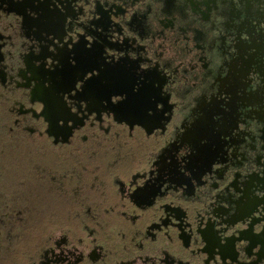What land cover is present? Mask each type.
<instances>
[{
	"label": "flooded vegetation",
	"instance_id": "1",
	"mask_svg": "<svg viewBox=\"0 0 264 264\" xmlns=\"http://www.w3.org/2000/svg\"><path fill=\"white\" fill-rule=\"evenodd\" d=\"M148 2L139 15L147 12ZM133 7L128 4L124 10L125 0H100L97 12L103 29L94 45L97 50L111 46L116 55L132 53L130 60H151L167 69L159 99L162 115L150 129L142 123L133 126L125 113L124 119H112L113 113L93 125L89 119L95 114H90L67 137L47 131L41 135L47 120L22 95L28 91L25 77L17 82L5 71L17 91L0 102V264H47L50 243L71 256L67 244L77 236L87 242V264H152L161 258L166 264H187L193 257L198 262L215 259L216 264H264L259 206L264 202V0H239V7L235 0H171L169 11H159L156 32L139 40L121 31V26L128 28L123 18ZM79 11L82 7L74 10L71 3L69 12ZM181 21L190 25L191 39L181 30ZM161 30L164 35L158 34ZM189 45L191 51L186 50ZM52 47L46 34L38 41L26 40L23 63L14 71L8 67L19 75L22 66L31 67V59ZM0 50L9 59L3 43ZM212 110L227 114L213 134L208 116ZM200 113L204 117L197 120ZM204 134H212L207 146L195 149L191 158L181 155L190 138ZM162 155L171 163L162 167ZM141 170L153 183L148 198L137 203L126 193L135 186L133 181L147 182ZM213 188L225 189L217 202L210 201L221 216L210 219L216 229L206 234L209 254L193 246L183 248L186 256L180 258L170 250L169 235L158 247V220L170 222L165 211L173 207L184 217L185 201L178 198L211 196ZM222 199L229 204L222 206ZM237 220L241 222L230 229ZM220 230L228 231L222 235ZM234 230L250 242L237 245ZM223 236H228L222 243L227 247L225 263L217 260L214 248ZM156 247L159 253L153 256ZM226 255L232 260H225Z\"/></svg>",
	"mask_w": 264,
	"mask_h": 264
},
{
	"label": "snow or ice",
	"instance_id": "2",
	"mask_svg": "<svg viewBox=\"0 0 264 264\" xmlns=\"http://www.w3.org/2000/svg\"><path fill=\"white\" fill-rule=\"evenodd\" d=\"M144 2L145 0H125L124 10H127L128 4L134 6L131 13L123 18V23L127 24L128 28L121 26V31L126 37L139 40V37L146 36L149 31L156 32L159 27L157 24L159 11L170 10L168 6L171 0H149L147 12L141 16L139 13ZM235 2L239 7V0H235ZM64 3L65 0L64 2L62 0H46V4L54 10L56 26L53 32L60 29L59 40L49 37V43L55 47L48 48L42 56H37L35 60L31 59V67L29 63L27 66H22L19 75H16L8 67L13 61L6 57L3 50H0V61L3 62L0 64V102L17 91L5 76V71H8L11 79L17 82L20 81V76L25 77L23 87L28 91L22 95H27L32 102L29 107L38 116L47 120L46 128L41 130V135L47 131L54 137H59L61 134L67 137L73 134L75 129L84 123V118L89 117L90 114H95L89 119V123L93 125L97 118L107 119L113 113L115 115L112 119H124L125 116H122L121 113H125L129 123L133 126L136 123H142L150 129L151 122L158 120L162 115L163 105L159 103V99L164 84V73L167 72V69L159 62L153 63L151 60L147 63H140L135 58L130 60L129 57L132 56V53L116 55L107 48L97 50L91 36L85 37L87 43L82 48H72L70 42L65 40V36L68 35L65 25L69 24V16L63 12L62 5ZM189 27L190 25L186 21H181V30L185 32L188 39H191L192 33L188 31ZM76 32L83 35L79 28L76 29ZM158 34L164 35L162 30ZM119 38L117 37V39ZM73 39H75L74 36ZM243 39L251 44L248 36H244ZM61 40H65L64 44H60ZM140 42L148 43L147 40ZM163 47L164 45L161 44V49ZM57 49L60 51L57 52ZM65 49H68L67 53H65ZM186 50L191 51V45ZM233 52L235 53V49ZM161 54L163 53L161 52ZM21 70L24 75H21ZM224 75L227 77L228 73L225 72ZM17 100H19V96H17ZM208 106L212 107L211 97L208 100ZM219 108L223 109L224 105L221 104ZM226 115V111L212 110L208 112L212 122V134L224 124ZM201 117H204V113H200L197 120ZM238 127L243 128L245 125L240 124ZM261 127L264 128V125ZM212 134L201 135L196 140L190 138L188 146H186L187 151L182 152L181 155L191 158L195 149L210 143ZM83 138L87 139L88 137L84 135ZM164 151L170 153L167 146ZM160 162L162 167L165 163H171L167 160L166 155L161 156ZM209 166H211V161H209ZM152 171L154 172V170ZM141 172L143 173V170ZM143 174L147 182L136 184V181H133L135 186L130 187L126 193L137 203L148 198L152 191L151 176H148L147 173ZM51 238L50 236L49 239ZM67 249H71V256L68 255L66 249L50 243L45 249L47 255L44 259L47 264H87V242L83 236H77L76 241L68 243ZM151 254L158 255L156 251Z\"/></svg>",
	"mask_w": 264,
	"mask_h": 264
},
{
	"label": "water",
	"instance_id": "3",
	"mask_svg": "<svg viewBox=\"0 0 264 264\" xmlns=\"http://www.w3.org/2000/svg\"><path fill=\"white\" fill-rule=\"evenodd\" d=\"M99 1L100 0H65V3L62 5L63 12L69 16V24L65 25L68 33L65 39L68 38L66 40L70 42L72 48L82 41L87 42L85 39L87 36H91L95 44L96 34L103 29L102 15L97 12V3ZM62 2H64V0H62ZM82 2L83 4H79ZM71 3L74 4V10H78L82 7L83 11H79L78 13L69 12ZM72 23H74L73 26ZM55 26L54 10L46 4V0H0V43H3L9 60L13 61L11 64L13 71L18 69L20 63H23V46L26 40L38 41L44 34L48 37H52L54 40H59L60 29L53 32ZM77 28L81 29L83 35L76 32ZM21 29L27 30L25 35L22 34ZM73 36L75 39H73ZM60 42H65V40H61ZM53 46L55 47V45ZM107 49L113 50L111 46ZM180 185L182 187V184ZM229 185L230 184H228V186ZM224 189L225 188H213L211 190V196L205 195L202 198L194 200L185 199V196L181 195L182 198L178 199L183 200L182 202L185 201L183 205L186 215L184 217L180 216L173 207L165 211L166 217L170 222L166 223L162 219L158 220L157 224L159 225L161 241L157 242V246L161 247V244L164 243L163 240L168 238L169 235L170 250L180 258L186 256L185 253L182 252L183 248L188 249L193 246L201 247V252L208 255L209 252L207 247L209 242L206 238V234L216 229L215 226L211 225L210 219L211 217L217 219L221 216L219 210L213 206V203L219 200V195ZM262 190L264 192V187H262ZM210 201L214 202L210 203ZM220 204L222 206H227L229 201L227 199H222ZM259 206L263 213L262 221L264 222V202L259 203ZM207 215L209 216L208 218ZM239 222L241 221L237 220L234 222L230 229H234L235 225ZM227 231L228 230H220L222 235L226 234ZM234 231L237 235V245L242 247L245 243L250 242L249 238L241 232ZM223 237L222 242L219 245H215L214 248L216 249L215 255L218 258L217 260L225 263L224 253H226L227 247L222 243L227 241L228 236ZM166 245L167 244H164L165 247ZM156 252L159 253L157 247ZM179 257L178 259H180ZM192 259L194 262L191 260L187 262V264L217 263L215 259L214 261L208 262H198L196 257ZM227 259L232 260L230 255L225 256V260ZM157 262L158 264H166L162 258L152 264H157Z\"/></svg>",
	"mask_w": 264,
	"mask_h": 264
},
{
	"label": "rangeland",
	"instance_id": "4",
	"mask_svg": "<svg viewBox=\"0 0 264 264\" xmlns=\"http://www.w3.org/2000/svg\"><path fill=\"white\" fill-rule=\"evenodd\" d=\"M1 134V133H0Z\"/></svg>",
	"mask_w": 264,
	"mask_h": 264
}]
</instances>
